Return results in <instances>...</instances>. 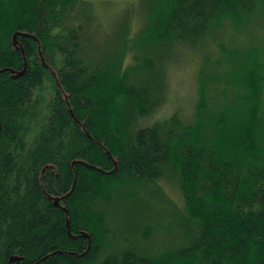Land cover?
Wrapping results in <instances>:
<instances>
[{
  "label": "trees",
  "instance_id": "1",
  "mask_svg": "<svg viewBox=\"0 0 264 264\" xmlns=\"http://www.w3.org/2000/svg\"><path fill=\"white\" fill-rule=\"evenodd\" d=\"M0 264H264V0H0Z\"/></svg>",
  "mask_w": 264,
  "mask_h": 264
},
{
  "label": "rangeland",
  "instance_id": "2",
  "mask_svg": "<svg viewBox=\"0 0 264 264\" xmlns=\"http://www.w3.org/2000/svg\"><path fill=\"white\" fill-rule=\"evenodd\" d=\"M188 77L184 75L173 78V89L171 90V96L167 103V113L165 114H170V111L174 110L173 105L177 104H179L177 106L182 107L183 115L192 113L197 97V88L194 80Z\"/></svg>",
  "mask_w": 264,
  "mask_h": 264
},
{
  "label": "water",
  "instance_id": "3",
  "mask_svg": "<svg viewBox=\"0 0 264 264\" xmlns=\"http://www.w3.org/2000/svg\"><path fill=\"white\" fill-rule=\"evenodd\" d=\"M15 38H16V36H15ZM15 259H17V258H13L12 260H15Z\"/></svg>",
  "mask_w": 264,
  "mask_h": 264
}]
</instances>
